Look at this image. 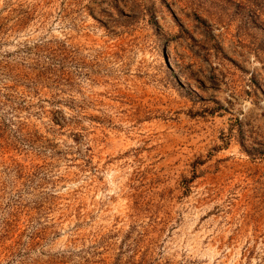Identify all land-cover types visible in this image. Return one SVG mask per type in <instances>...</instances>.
<instances>
[{
	"label": "rangeland",
	"instance_id": "374dc122",
	"mask_svg": "<svg viewBox=\"0 0 264 264\" xmlns=\"http://www.w3.org/2000/svg\"><path fill=\"white\" fill-rule=\"evenodd\" d=\"M0 264H264V0H0Z\"/></svg>",
	"mask_w": 264,
	"mask_h": 264
}]
</instances>
